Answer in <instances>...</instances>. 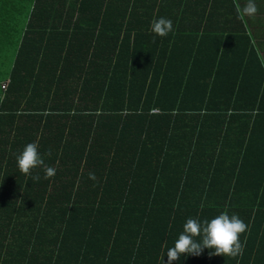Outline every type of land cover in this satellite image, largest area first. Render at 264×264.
I'll use <instances>...</instances> for the list:
<instances>
[{"label":"trees","instance_id":"obj_1","mask_svg":"<svg viewBox=\"0 0 264 264\" xmlns=\"http://www.w3.org/2000/svg\"><path fill=\"white\" fill-rule=\"evenodd\" d=\"M247 2L0 0V264H163L186 218L220 212L247 225L242 251L171 264L264 258V0L238 19ZM29 142L54 175L19 172Z\"/></svg>","mask_w":264,"mask_h":264},{"label":"clouds","instance_id":"obj_2","mask_svg":"<svg viewBox=\"0 0 264 264\" xmlns=\"http://www.w3.org/2000/svg\"><path fill=\"white\" fill-rule=\"evenodd\" d=\"M238 19L244 16H252L257 12L254 0H248L243 6L235 8ZM150 31L155 35L165 36L172 31V21L165 17L154 18L149 25ZM16 167L19 172L30 175L32 170L41 167L45 178L55 174V169L44 166V160L38 151L35 142H29L15 156ZM92 178V174H89ZM33 180L38 176L33 175ZM247 228V225L235 213L229 215L220 212L207 219L186 218L173 245L169 247L162 257L163 264H171L178 260L182 255H200L204 249H209V255H222L235 257L242 251V243L239 239L240 234ZM167 257V262L164 257Z\"/></svg>","mask_w":264,"mask_h":264},{"label":"crops","instance_id":"obj_3","mask_svg":"<svg viewBox=\"0 0 264 264\" xmlns=\"http://www.w3.org/2000/svg\"><path fill=\"white\" fill-rule=\"evenodd\" d=\"M263 56H264V52H263V54H262ZM4 81H6V82H9V80L8 79H6V80H1L0 81V85H3V82ZM8 85V84H7ZM51 97H52V99H54L55 98V93H53V94H51L50 95V99H51ZM53 102V101H52ZM258 195H254V196H249L251 199H253V200H256V197H257ZM240 214H242V213H240ZM254 251H255V249L254 248H252V254H247V257L245 258L246 259V261L248 262V264H254V263H257V264H264V258H263V256H262V252L260 253V256H255L254 257ZM255 260H258V261H255ZM260 260V261H259Z\"/></svg>","mask_w":264,"mask_h":264},{"label":"built area","instance_id":"obj_4","mask_svg":"<svg viewBox=\"0 0 264 264\" xmlns=\"http://www.w3.org/2000/svg\"><path fill=\"white\" fill-rule=\"evenodd\" d=\"M8 84V83H7ZM2 87H3V89L5 90L6 89V87H7V85H2Z\"/></svg>","mask_w":264,"mask_h":264},{"label":"bare ground","instance_id":"obj_5","mask_svg":"<svg viewBox=\"0 0 264 264\" xmlns=\"http://www.w3.org/2000/svg\"><path fill=\"white\" fill-rule=\"evenodd\" d=\"M7 83H8V82L4 81V82H3V85H7Z\"/></svg>","mask_w":264,"mask_h":264}]
</instances>
